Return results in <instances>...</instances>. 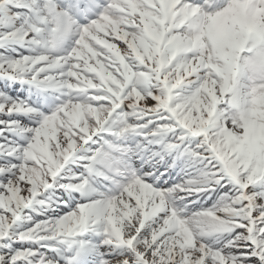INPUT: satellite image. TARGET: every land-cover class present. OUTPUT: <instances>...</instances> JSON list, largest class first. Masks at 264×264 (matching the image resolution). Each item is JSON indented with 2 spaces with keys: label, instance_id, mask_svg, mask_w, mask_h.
Wrapping results in <instances>:
<instances>
[{
  "label": "snow or ice",
  "instance_id": "snow-or-ice-1",
  "mask_svg": "<svg viewBox=\"0 0 264 264\" xmlns=\"http://www.w3.org/2000/svg\"><path fill=\"white\" fill-rule=\"evenodd\" d=\"M0 264H264V0H0Z\"/></svg>",
  "mask_w": 264,
  "mask_h": 264
}]
</instances>
